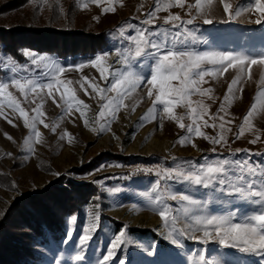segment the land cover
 <instances>
[{"label":"rangeland","instance_id":"obj_1","mask_svg":"<svg viewBox=\"0 0 264 264\" xmlns=\"http://www.w3.org/2000/svg\"><path fill=\"white\" fill-rule=\"evenodd\" d=\"M226 2L231 5L233 17L230 22L223 23L221 21L228 20V14L223 11L221 0H202V11L199 13L195 7L196 0H184L183 7L177 5L175 0H101L99 5L91 3V0H48V3H44V0H0V28L16 29L32 23L41 27L52 24L69 27L82 35L68 39V46L75 44L87 49L95 43L89 36L102 34L104 39L102 47L96 51L81 52L79 49L67 56L20 47L18 50L22 59H12L16 62L15 74L11 72L13 64L10 56L0 52V80L15 75L34 79L41 84L48 83L49 79L43 74L55 72V68L47 67L48 63L54 62L65 69L59 73L60 79L70 82L68 87L75 92L77 101L83 102L77 110L76 101H72L73 107L67 111L61 99L63 86H60L59 92L54 88L52 96H49L46 88L25 95L9 86L8 91L29 119L36 116V109L42 113L36 124V130L41 133L40 143H36L34 132L24 125L20 113L8 107L6 101L0 115V222L10 217L4 232L26 249L28 263L57 264L60 261L61 264H77L75 257L81 255L85 257L83 264H104L102 257L107 254L110 241L125 231V243L122 247L118 246L107 264H120V261L125 264H160L161 261L163 264H199L197 253L205 254L210 260L221 259L225 264H264L258 255L224 248L212 240L202 244L184 236L181 237L182 248L172 245L164 239V234L170 229L165 228L158 212L153 210L157 193L152 191L155 181L159 179L156 175L158 168H175L188 160L200 164L205 162V158L208 161L249 158L250 165L257 168L264 164V96L260 95L264 92V81L261 79L264 77V64L246 69L240 84L235 86L236 89L242 87L243 93L234 91L231 102H225L224 96L231 80L238 75L236 69H228L222 76L205 77L206 82H201L200 87L212 91L204 96H190L191 108H196L198 113L203 114L199 106L201 102L206 106L202 119L183 101L176 103L172 114L173 117H182V120L170 119L160 105L157 106L156 118L152 119L149 109L153 107L155 89L149 98L147 91L151 86L143 84L131 94V98L124 100L128 107H121L115 118L110 113L99 117L105 101L101 99L103 94L98 95L91 87L92 83L100 87H108L111 83L110 76L105 81L100 71L91 65L96 56L108 54L104 64L110 66V72L125 69V64L116 53L134 49V44L126 37L135 35V29H128V24L153 32L161 29H168L172 33L180 31V39L191 32L198 42L193 44V37L188 36V43L200 52L232 51L255 56L264 51V25L254 23L259 13L249 6V0ZM85 3L87 7H83ZM168 3L172 6L166 8ZM157 6L161 10L152 17L153 23L142 24ZM106 7L114 11L104 13ZM238 10L240 14L237 16L235 12ZM170 15L181 17V21L175 22L180 23L181 28L164 23ZM193 17L195 19L191 25L183 23ZM205 18L213 22L205 24ZM122 27L125 29L123 37L119 32ZM56 40H51V44H56ZM204 40L208 43H204ZM62 42L59 39L57 44L62 47ZM25 51L44 56L47 61L34 65L23 55ZM144 62L143 58L132 61L133 70L140 71L136 65ZM81 64L85 66L79 68ZM144 72L148 74L147 69ZM177 83L173 81L174 85ZM108 95L115 96V93ZM254 103L256 108L250 117L252 130H246L240 139H236L243 118ZM194 115H197L201 131L209 137H217L221 132L219 125L224 123L225 129H231L226 132L228 143L213 145L193 133L189 142L182 146L178 141L189 134L187 127L182 129L179 123L191 125ZM142 117L145 119L142 120ZM219 117H223V121ZM8 120H12L15 126L9 124ZM39 120H43L48 127L45 128ZM205 121L215 126H204ZM101 124L106 125L104 131H100ZM53 127L55 132L52 131ZM5 133L12 139H7ZM256 135L260 136V140L255 144L250 143ZM193 143L196 147L192 146ZM213 148L215 151H212ZM236 149L241 151L236 152ZM168 184L175 191L207 200L209 211L213 214L237 210L251 214L259 207L243 203L237 197L229 198L233 203L221 204L217 202L219 193H213L210 189L173 181ZM164 186V182H161V189ZM164 199L174 211L179 209L178 201ZM46 209L57 222L55 228L42 221V212L46 213ZM26 214L31 216V222L36 219L43 231L25 228ZM175 214L183 216L182 211ZM73 216L77 217L75 223L71 220ZM93 224L95 230L91 233V239L81 248L79 237L83 235L85 227ZM184 225L185 221L180 220L176 228Z\"/></svg>","mask_w":264,"mask_h":264},{"label":"snow or ice","instance_id":"obj_2","mask_svg":"<svg viewBox=\"0 0 264 264\" xmlns=\"http://www.w3.org/2000/svg\"><path fill=\"white\" fill-rule=\"evenodd\" d=\"M44 3H48V0H44ZM91 3L99 5L101 0H91ZM175 3L180 7H183L184 0H175ZM223 5V11L228 14V20L221 21L223 23L230 22L233 17V13L230 12L231 5L226 0H221ZM202 0H196L195 7L199 12L202 11ZM171 3H168L165 7H171ZM249 6L255 9L256 13H259V17L254 21L258 25H264V0H249ZM87 7V3L83 5ZM190 7H192L190 5ZM160 7L157 6L156 10L149 13V18L143 20L141 23L144 25H150L153 23L152 17L156 12L160 11ZM114 11L113 8H104L103 12L108 13ZM240 11H236L235 15H239ZM189 19L186 24L191 25L194 21ZM181 21L179 15H170L165 18V24H172L173 28H181ZM205 24H211V19L205 18L203 21ZM128 29H135V35H129L127 40L134 44V49L129 48L124 53L117 52L116 55L121 58V61L125 64L123 71L117 70L110 72V66H105L104 62L108 56L107 53L96 56L91 65L100 71L101 78L107 81L109 76L111 77V83L108 87H100L96 83H92L91 87L93 92L101 95V99L105 101L101 105V111L98 113L99 117H105L110 113L112 118H115L116 112L121 107H128L124 104L126 98H131V94L135 92L141 85H150L147 95L149 98L153 96V90L155 89V98L153 100V107L149 109L151 118L155 119V113L157 106H162L163 113L168 114L170 119L182 120V117H173V108L176 103L183 101L191 108L190 96L193 94H205L211 92V89H201V82H206L205 77L217 75H223L228 69H236L238 75L231 80L228 85L227 92L224 96L225 102H231L230 97L234 94V91L238 90L243 93V88L236 89L235 86L240 84L242 77L245 74L246 69H251L253 65L264 64V51H261L257 55L246 54L243 52L234 53L232 51H196L188 43V36H192V43H197L195 36L189 32L184 39H180L182 33L177 31L175 33L170 32L168 29H161L156 32L150 31L148 28H139L136 25L128 24ZM120 35L123 37L125 29L122 27L119 29ZM208 43L207 40L203 41ZM149 49L151 51H149ZM24 56L29 58L34 65H38L39 62L47 61L44 56H37V54L31 51H25ZM138 58H143L144 63L136 65L140 71H134L132 61ZM10 62L13 64L11 72L15 74L17 68L15 67V61L9 57ZM85 65H79V68H83ZM208 66V67H206ZM47 67L55 68V72L43 75L49 79L48 83L41 84L38 81L27 78L11 76L7 80H0V115L3 114L2 109L5 101L7 106L12 108L13 111H18L23 117V122L26 127L34 132L36 143L41 142V133L36 130L37 120L42 113L39 109H36V116L29 119L27 113L12 95L8 91L9 86L18 89L21 93L27 95V92H37L38 89H48L49 96H52V90L55 88L57 92L60 91V86H63V93L61 99L67 106V111H71L73 104L72 101H76L75 107L80 109L82 101H77L75 92L68 87V83L60 79L59 73H63L65 69L58 67L52 63H48ZM144 69L148 70V74H145ZM150 76V78H149ZM250 78V77H249ZM84 79H87L86 77ZM264 81V77L261 78ZM173 81H177V84H173ZM109 93H115V96H109ZM264 96V92L260 93ZM55 102V98L53 97ZM200 108L203 110V114H206V106L200 103ZM255 103L249 109L248 113L243 118V124L240 126L239 133L236 139H240L246 130H252V124L250 117L253 116L255 111ZM224 109V105H221V110ZM133 111L135 108L132 109ZM193 113H197L202 119V113H198L196 108H191ZM83 116L84 113L81 112ZM197 115H194L192 124L186 126L184 123H179V127L184 129L187 127L188 136L181 138L178 142L183 146L189 142L190 135L202 136L208 140L211 144L216 145L220 143L227 144L226 132L231 129H225L224 123L219 125L221 132L217 137H209L201 131V125L197 122ZM215 119V117H210ZM142 120L145 117L141 118ZM223 121V117H219ZM9 124H13L12 120L7 121ZM85 124L88 121L85 119ZM39 123L43 124L45 128L48 127L43 120H39ZM228 123H231L229 121ZM13 126H15L13 124ZM204 126L208 125L205 121ZM247 126V127H246ZM162 127V125H161ZM106 129L105 124L100 125V131ZM55 132V127L52 128ZM67 135V133H65ZM7 139L11 140L12 137L5 133ZM260 140V136L256 135L255 139L249 141L252 144L257 143ZM27 143V141H26ZM193 147L196 145L193 143ZM215 151V148L212 149ZM240 149H236V152H240ZM247 151V150H244ZM11 155V154H8ZM173 159H175L173 157ZM147 171H152L148 169ZM238 173V174H237ZM156 175L159 177L155 181V185L152 188L153 192L157 195L154 197L153 203L156 205L154 211H157L161 220L164 223L166 229H170L167 234H164V239L168 240L172 245L177 247H183V241L181 237L187 236L188 239H196L202 244H207L209 240L216 241L220 246L229 249H237L241 252L251 253L258 255L264 260V164H261L259 168L255 165H250L249 158L243 159H219L214 161H208L205 158L204 163H195L191 160L185 161L183 164H177L175 168H162L156 170ZM251 178H247V177ZM235 177V179H233ZM169 181H173L177 184H187L188 186H201L204 189H210L213 193H219L217 202L221 204L233 203L229 198L237 197L241 202L253 204L259 206L254 209L251 214L248 212L228 211L226 214H213L209 211L208 201L194 198L192 195L180 193L173 190V187L168 184ZM161 182H164V187L161 189ZM145 195H148L145 193ZM179 202V209L175 210L171 205L165 202V199ZM150 199H152L150 197ZM176 211H182L183 216L176 215ZM99 219L98 216L95 217ZM75 223L77 217L71 218ZM185 221V225L182 228L177 229L176 224L180 221ZM95 230V224L83 229V235L79 237V245L81 248L85 243L91 239V233ZM202 233L200 236H196L195 233ZM125 231H121L118 235L110 241V248L107 254L102 257L104 264L109 262L110 257L114 255L118 246L125 243L124 240ZM71 239V236L68 237ZM64 243V241H61ZM199 264H225L221 259H207L205 254H196ZM85 257L77 255L75 260L77 264H83ZM57 264H61L57 261ZM99 264V262H98ZM120 264H125L124 261H120ZM160 264H163L161 261ZM259 264V262H257Z\"/></svg>","mask_w":264,"mask_h":264},{"label":"trees","instance_id":"obj_3","mask_svg":"<svg viewBox=\"0 0 264 264\" xmlns=\"http://www.w3.org/2000/svg\"><path fill=\"white\" fill-rule=\"evenodd\" d=\"M80 35H82L80 32H77L69 27L56 26L53 24L41 27L32 23L16 29L0 28V52L10 56L14 60L20 61L22 59L21 53L18 50L20 47H28L40 53L56 55L61 53L67 56L76 53L75 50L79 49L81 52H93L94 50L96 51L100 49L103 45L104 39L101 34L96 37L89 36L93 39L92 42H95L94 44H90L88 47L89 49L86 47L76 46L75 44L69 47L67 40L76 38ZM59 39L63 41L62 47L57 44ZM51 40H56V44H51ZM100 44L101 46H99ZM72 48L76 49L73 50ZM1 74L2 71L0 70V76ZM42 213L43 218L46 216V218H42V221L48 223L49 227L55 228L57 222L53 220L54 217L51 216V213L49 211L47 212V209L46 213ZM9 218L10 217L7 216L5 221L2 220V222H0V264H30L27 261L28 255L26 249L22 247L18 240L10 238L8 234L4 232V229L7 227L6 221L9 220ZM30 219L31 216L29 214L24 215V223L26 225L25 228L36 232L43 231L41 224H39L35 218L33 222H31Z\"/></svg>","mask_w":264,"mask_h":264}]
</instances>
